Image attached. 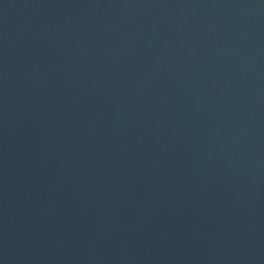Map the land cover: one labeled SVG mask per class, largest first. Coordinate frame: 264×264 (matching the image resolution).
Here are the masks:
<instances>
[{"label": "water", "instance_id": "water-1", "mask_svg": "<svg viewBox=\"0 0 264 264\" xmlns=\"http://www.w3.org/2000/svg\"><path fill=\"white\" fill-rule=\"evenodd\" d=\"M0 264H264V0H0Z\"/></svg>", "mask_w": 264, "mask_h": 264}]
</instances>
